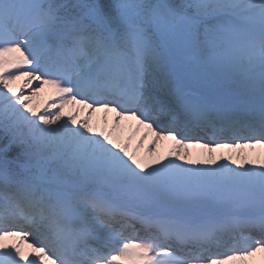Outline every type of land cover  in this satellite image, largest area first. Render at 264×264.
I'll list each match as a JSON object with an SVG mask.
<instances>
[{
	"label": "snow or ice",
	"instance_id": "1",
	"mask_svg": "<svg viewBox=\"0 0 264 264\" xmlns=\"http://www.w3.org/2000/svg\"><path fill=\"white\" fill-rule=\"evenodd\" d=\"M0 264H264V0H0Z\"/></svg>",
	"mask_w": 264,
	"mask_h": 264
},
{
	"label": "rangeland",
	"instance_id": "2",
	"mask_svg": "<svg viewBox=\"0 0 264 264\" xmlns=\"http://www.w3.org/2000/svg\"><path fill=\"white\" fill-rule=\"evenodd\" d=\"M46 98V95L44 97H42V100Z\"/></svg>",
	"mask_w": 264,
	"mask_h": 264
},
{
	"label": "bare ground",
	"instance_id": "3",
	"mask_svg": "<svg viewBox=\"0 0 264 264\" xmlns=\"http://www.w3.org/2000/svg\"><path fill=\"white\" fill-rule=\"evenodd\" d=\"M194 151H196V150H194Z\"/></svg>",
	"mask_w": 264,
	"mask_h": 264
}]
</instances>
